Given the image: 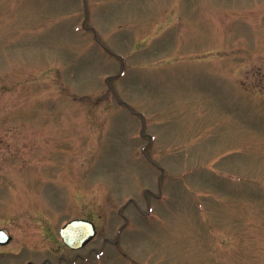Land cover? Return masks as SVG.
Listing matches in <instances>:
<instances>
[{"label":"rangeland","instance_id":"374dc122","mask_svg":"<svg viewBox=\"0 0 264 264\" xmlns=\"http://www.w3.org/2000/svg\"><path fill=\"white\" fill-rule=\"evenodd\" d=\"M0 226L6 264H264V0H0Z\"/></svg>","mask_w":264,"mask_h":264},{"label":"water","instance_id":"95a60500","mask_svg":"<svg viewBox=\"0 0 264 264\" xmlns=\"http://www.w3.org/2000/svg\"><path fill=\"white\" fill-rule=\"evenodd\" d=\"M63 241L71 248H79L86 244L96 233L92 221L73 219L67 222L60 230Z\"/></svg>","mask_w":264,"mask_h":264},{"label":"flooded vegetation","instance_id":"af4514ba","mask_svg":"<svg viewBox=\"0 0 264 264\" xmlns=\"http://www.w3.org/2000/svg\"><path fill=\"white\" fill-rule=\"evenodd\" d=\"M1 206H2V204H1ZM81 218H84V217H81ZM85 219H87V218H85ZM59 234H60V230H59ZM18 241L14 240L13 233L6 226H0V264H6L4 262H5V259L8 258V256L17 257V256L22 255L24 253L25 250L22 247H20V248L16 247L17 248L16 250H6V248H10L12 243H15ZM62 243L64 246L69 248L71 251L79 250V249H72V248L68 247L63 241H62ZM89 243H87L86 245H88ZM86 245H84L83 247H85ZM83 247H81V248H83ZM23 264H36V263H34V261H32L30 259L27 260V258H26V260L23 262ZM40 264H42V263H40ZM49 264H53V262H50Z\"/></svg>","mask_w":264,"mask_h":264}]
</instances>
